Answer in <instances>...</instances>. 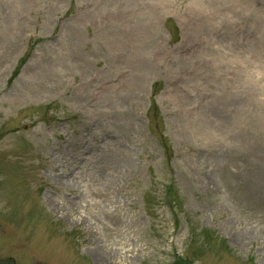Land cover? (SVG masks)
<instances>
[{
  "label": "rangeland",
  "instance_id": "rangeland-1",
  "mask_svg": "<svg viewBox=\"0 0 264 264\" xmlns=\"http://www.w3.org/2000/svg\"><path fill=\"white\" fill-rule=\"evenodd\" d=\"M263 19L0 0L3 264H264Z\"/></svg>",
  "mask_w": 264,
  "mask_h": 264
},
{
  "label": "bare ground",
  "instance_id": "bare-ground-1",
  "mask_svg": "<svg viewBox=\"0 0 264 264\" xmlns=\"http://www.w3.org/2000/svg\"><path fill=\"white\" fill-rule=\"evenodd\" d=\"M262 24V25H261ZM263 24H264V19L261 21V23H260V25H259V29L261 30H263L264 28H263ZM261 32H263V31H261ZM249 36V35H248ZM251 36V39L253 40H255L256 42H260L261 41V39L263 38V36H262V34H257L255 37L254 36H252V35H250ZM243 40H244V38H242ZM251 40V41H252ZM250 41V42H251ZM240 45V44H239ZM239 45H237V48L238 49H242V48H240L239 47ZM242 45V44H241ZM216 80L219 82V84H221L220 82H221V80L220 79H218V78H216ZM218 84V85H219ZM213 111H215V113H218V110H216V109H214ZM214 115V114H213ZM215 116V115H214Z\"/></svg>",
  "mask_w": 264,
  "mask_h": 264
},
{
  "label": "flooded vegetation",
  "instance_id": "flooded-vegetation-1",
  "mask_svg": "<svg viewBox=\"0 0 264 264\" xmlns=\"http://www.w3.org/2000/svg\"><path fill=\"white\" fill-rule=\"evenodd\" d=\"M2 259L0 258V264H3V262L1 261Z\"/></svg>",
  "mask_w": 264,
  "mask_h": 264
}]
</instances>
